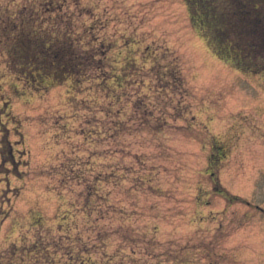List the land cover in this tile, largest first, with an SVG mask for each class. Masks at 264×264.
<instances>
[{"label":"rangeland","instance_id":"rangeland-1","mask_svg":"<svg viewBox=\"0 0 264 264\" xmlns=\"http://www.w3.org/2000/svg\"><path fill=\"white\" fill-rule=\"evenodd\" d=\"M43 1L0 0V17L41 11ZM81 1L71 12L84 37L77 49L91 50L87 24L102 20L110 34L120 30L112 66L130 71L136 64L138 107L117 81L104 90L88 80H41L58 64L33 77L28 60L24 67L12 60L0 27V253L42 239L57 244L51 256L60 264H74L64 253L70 248L75 264H264V0H194L198 32L185 0ZM43 16L34 29L43 28L45 46L57 52ZM227 37L237 40L234 48ZM242 44L248 57L235 50ZM158 71L177 75L176 82L163 78L174 82L165 94L155 88ZM146 95L153 112H168V123L160 132L143 123L134 137L122 124L123 151L111 154L108 111L123 108L125 123L141 117ZM131 140L137 159L128 153ZM133 162L137 170L129 169ZM100 171L113 178L89 199L85 181ZM135 173L148 175L140 182Z\"/></svg>","mask_w":264,"mask_h":264},{"label":"trees","instance_id":"trees-1","mask_svg":"<svg viewBox=\"0 0 264 264\" xmlns=\"http://www.w3.org/2000/svg\"><path fill=\"white\" fill-rule=\"evenodd\" d=\"M188 5V10H190V20L193 28L195 31H199V27L197 26V16L192 13V2L195 4H199V1L194 0H185ZM75 4H81V0H45L40 5L39 11L37 8H25L22 11L24 13H18L14 14L13 16L8 15L4 17V14L1 12L2 22H0V27H3L4 30L2 34L6 36L5 45L9 46V53L13 56L12 60L14 59L15 64L20 67H24L22 62L25 60H28L29 63L32 64V66L28 65L29 69H34L31 72V75L34 77L35 71L42 69L45 70V67L51 65L56 66L58 64V70L55 71V75H48L45 74L43 77L41 75V80L46 79L49 76H54L59 83H64L67 80H73L75 82L81 83L82 80H88L93 85L97 86L98 88L100 85H102V88L104 90L107 89V83L109 80L117 81L119 88H121L124 95H130L132 96L131 102L134 104V107H138L137 100L134 101V98H137V92L139 91V88L136 89L135 85L139 81H137V75H139V69L137 68L136 64H132L135 68H130L125 70L124 65H118L120 66V71H118L115 67L112 66V63L116 61L113 60L112 53L118 48H120L118 45L119 43V37L121 35L120 30L117 29V32L114 34H110V29L112 28L110 26V23L103 22L100 20L99 27L94 26V24H87L85 28H83V31L89 32V34L86 35L87 41L84 43L88 45V49L91 47V50H88V53L85 54L81 52L79 49H77V46L80 45V43H83V38H81L80 41V31H82L79 27V19L71 12L72 6ZM76 6V5H75ZM57 11L59 15L53 16L52 13ZM198 12V11H197ZM29 13V14H28ZM45 13H48L46 17ZM24 14V15H22ZM27 14V15H26ZM40 15L43 16L46 22H49L51 25V28H54V30H50L52 34H56L58 38L57 43V52L48 50V48L45 46V42L47 41L46 35H44V29L40 28V30H35L37 28V25H40L43 23V20H40ZM198 15V13H197ZM50 18H47L49 17ZM28 19H31L32 21H29ZM223 20H228V22L231 21V18L225 17ZM8 21V22H6ZM12 22V23H11ZM41 22V23H40ZM227 22V23H228ZM103 23V24H102ZM12 27V34L10 36L9 28ZM117 28V26L115 27ZM219 29V27H217ZM220 34H226L223 30H219ZM84 33V32H83ZM17 34V36H16ZM47 34V32H46ZM62 35L61 37L59 35ZM50 35V34H49ZM113 35H118L117 39H114ZM84 36V35H83ZM81 37V36H80ZM56 38V39H57ZM123 38V35L120 37ZM227 40L230 41V44L236 45L237 40L235 39H229L227 37ZM51 41H55L54 37H51ZM127 40L125 39V42L123 46L127 45ZM217 42V40L215 41ZM234 42V43H233ZM29 44L33 47V44H35L34 49L38 52V55H33V51L29 50ZM131 44V42H129ZM48 46H51V42L47 44ZM42 46L39 50V47ZM233 47V46H232ZM248 44H242L241 47L239 46L235 50H242L245 51V53L240 52L241 57H248V51H247ZM234 48V47H233ZM87 51V50H86ZM119 51V50H118ZM41 59V63H39L38 59ZM28 58V59H27ZM119 62V60H117ZM46 63V64H45ZM18 67V68H20ZM33 67V68H32ZM38 68V69H37ZM123 70L125 71L123 73ZM123 73V74H122ZM158 78V84L155 87L157 91L162 92V94H165L164 92L171 90V88H174L172 85L174 82L168 84L170 81H164L163 78H168L169 76L173 77L172 79L175 81L177 79L176 73H171L168 75L165 72L158 71L156 73ZM140 76V75H139ZM170 79V78H169ZM33 81V79H30ZM39 82V78L35 79ZM126 80H129L128 85L131 87H125ZM102 81V83H101ZM176 82V81H175ZM120 92V90L118 91ZM155 92V91H153ZM113 96L118 99L120 96L116 91L113 94ZM146 98L143 99L144 106L140 103V107H144V111L142 113V116L139 117L136 114H132L128 117L126 120V123L122 120L123 115V108H121V111H117L114 113L113 110L108 111L107 115H109L110 122L112 123L111 126L108 127V131L111 132L110 135L115 136V144L111 146V154H116L123 151L124 147L121 143L120 136L122 135V124L125 125L126 129L129 130L131 136L134 137L135 132L138 130L139 125H142L143 123L146 125V127H150V130L155 132L162 131L161 129H158V126L162 124L168 123V112L162 108H160L159 112H153L152 104L151 102H147V98L150 100L149 95L145 96ZM155 97V96H154ZM167 97V96H166ZM123 105V104H122ZM123 107V106H121ZM117 117V118H115ZM116 119V120H115ZM118 119V120H117ZM115 121V122H114ZM148 124V125H147ZM157 130V131H156ZM104 134V124H103V131L100 134V136ZM119 136V137H118ZM134 140V138H133ZM131 140L129 144L127 145V148H130L134 150V144L135 142ZM166 148V147H165ZM129 155H131L133 158L137 159L138 157V151H130ZM213 164V165H212ZM210 167L215 166V162L212 163ZM121 167L119 164L113 171L120 170ZM129 169L131 170H137L135 167V162L131 163L129 166ZM112 171V170H111ZM103 174L102 171L96 172L100 174H96L92 180H86V191H87V198L91 199L96 196H101L100 192H103V187L100 186V182H103L107 178H113L112 172ZM213 172V173H212ZM211 172V177L214 178L215 172ZM117 173V172H115ZM148 175V173H142L138 174L135 173V178L139 179L141 182L143 179L142 175ZM122 176H117L116 179H121ZM136 181V180H135ZM116 187L119 186L118 181H114L113 183ZM136 184L140 186V183ZM130 188H135L130 186ZM141 188V186H140ZM160 188L158 186L151 187L149 185L148 190H159ZM141 190H143L141 188ZM10 198H8V201ZM133 205V203H131ZM3 218L0 219V226L2 225ZM56 243H53L52 241H48V243H45L44 240L40 239V241H37L33 246L27 244H23V246L16 247V250L12 251L9 249L4 253H0V264H60L58 256H51L52 248H56ZM17 246V245H16ZM32 247V248H31ZM51 248V249H50ZM57 249V248H56ZM63 249V248H58ZM24 252L29 251L30 253L34 252V255L30 259H26L25 257H28L29 254H23ZM58 251V250H57ZM77 251V250H76ZM76 251L73 248H70L68 252H64L66 254L72 255L71 260L74 262L77 259ZM8 252V253H7ZM35 254H37L35 256ZM57 254V252H56ZM79 254V253H78Z\"/></svg>","mask_w":264,"mask_h":264}]
</instances>
